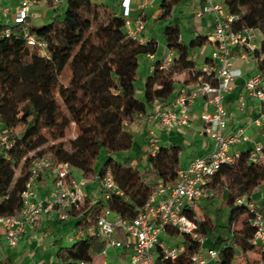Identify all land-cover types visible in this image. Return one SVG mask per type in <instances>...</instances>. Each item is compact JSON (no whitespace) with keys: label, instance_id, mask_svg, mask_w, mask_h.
Returning a JSON list of instances; mask_svg holds the SVG:
<instances>
[{"label":"trees","instance_id":"trees-1","mask_svg":"<svg viewBox=\"0 0 264 264\" xmlns=\"http://www.w3.org/2000/svg\"><path fill=\"white\" fill-rule=\"evenodd\" d=\"M181 1L159 3L156 20L162 22L160 33L173 60L166 68L160 67L163 58L153 62L140 95L135 85L138 56L157 54V45L153 39L139 41L128 36L123 11L114 12L102 0H66L62 13L39 26L0 22V126L7 129L9 143L0 147V216L19 212L31 162L42 155L67 163L80 176L95 177L97 183L110 171L116 184L110 191L99 186L95 199L85 195L78 213L72 212V226L82 229L83 235L59 246L51 264H93L94 256L105 248L95 233L101 211L107 207L131 220L157 180L175 178L181 145L156 143L142 116L169 104L178 82L183 85L193 78L190 69L201 74L190 50L203 45L207 36H195L185 43L178 24L170 21L172 8ZM222 2L233 16L234 29L260 31L253 58L264 71V0ZM7 26L10 30L5 34ZM25 32L44 42L43 53L27 44ZM180 72H185L183 79L175 80ZM135 121H143L139 132L133 127ZM71 127L73 136L68 137ZM135 138L138 146H134ZM152 142L157 144L154 152ZM253 151H241L211 177L212 193L205 200H217L213 217L207 212L199 214L194 204L184 210L208 237L206 246L216 250L218 264H233L235 259L247 263L251 254L264 260V250L251 242L253 210L248 203L264 212V199L257 205L251 197L252 190L264 183V157L251 160ZM261 152L264 155V148ZM143 157L146 165L139 168L136 161ZM240 197L241 202L237 201ZM166 233L180 237L184 252L178 261L187 263L185 255L195 252L197 243L171 227ZM120 238L126 246L125 238ZM8 263V258L0 262ZM156 264L168 262L156 259Z\"/></svg>","mask_w":264,"mask_h":264},{"label":"built area","instance_id":"built-area-1","mask_svg":"<svg viewBox=\"0 0 264 264\" xmlns=\"http://www.w3.org/2000/svg\"><path fill=\"white\" fill-rule=\"evenodd\" d=\"M63 0H20L13 17V23L23 27L29 24L30 7L37 4H47L54 11L58 10ZM148 0H141L140 6L146 5ZM123 15L130 12V0H121ZM8 8L0 4V13L6 15ZM211 14L213 29L207 39L213 45L210 60L201 68V74L190 69L193 77L188 83L176 88L173 99L169 104L156 106L147 117L155 116L163 129L187 128L189 109L196 97L204 98L205 103L211 106L210 111H203L200 119L203 123L201 132L213 140L211 150L202 156H196L187 166L179 168L173 181L157 180L153 191L145 204L138 209L136 216L128 220L119 214L104 208L98 215L95 233L105 243V246L123 247L121 240L116 238V231L125 236V247L129 251V264H156V259L167 261L168 264H203L208 259H215L217 252L212 247H206L208 237L202 233L196 221L190 219L184 212L197 201L207 198L212 191L209 181L222 163L232 162L237 156L228 154L232 144L241 141L243 127L226 134V111L224 96L231 89L232 82L241 76V71L232 66L236 49L238 57L244 61L253 58V52L258 47L256 29L243 27L236 30L231 26L233 16L226 11L220 0H204L198 15ZM9 24V23H5ZM144 29V20L138 16L134 19H125V30L128 36L141 40ZM9 27L4 29L8 34ZM27 31V30H26ZM26 42L43 53L44 42L25 32ZM152 59L154 53H147ZM261 57H264L262 55ZM173 60V52L167 50L160 67L166 68ZM258 100V108L250 123L260 125L264 122V71L257 69L243 81V93L237 97L240 107L245 104L246 98ZM142 115L139 114L138 117ZM7 129L0 126V147L9 145L6 137ZM157 149V144L151 143V151ZM264 157L261 149H255L250 159L257 161ZM44 174L51 176V186L46 192H41ZM95 180V177H92ZM88 178L74 177L72 169L65 162H54L47 155L36 157L31 162L30 173L22 192V207L17 214L0 216V226L3 229L5 240L9 246H14L20 234L27 226H39L44 218L55 217L59 221L67 220L72 212L78 213L84 202L83 187ZM98 185L106 190H114L116 184L110 171H106L98 179ZM107 197V194L105 195ZM240 197L237 201L241 202ZM248 206L253 210L252 225L254 232L252 244L264 250V212L255 210L250 202ZM171 227L179 232L187 233L196 243L197 250L185 255L188 262H179L178 258L184 252L183 244H170L162 241L160 235ZM77 237L83 235L82 229H77ZM233 247H236L232 243Z\"/></svg>","mask_w":264,"mask_h":264},{"label":"crops","instance_id":"crops-1","mask_svg":"<svg viewBox=\"0 0 264 264\" xmlns=\"http://www.w3.org/2000/svg\"><path fill=\"white\" fill-rule=\"evenodd\" d=\"M19 1L20 0H17V2H13L11 0H0V4L8 8V12L6 15L0 13L1 23H13V17L15 15ZM160 1L161 0H148L146 5L141 7V0H130V12L125 17L129 19H134L138 16L142 17V19L144 20V29L141 33L142 41L153 39L151 31H153L154 29H156V31H160L161 29L162 22L156 20V16L159 12L158 6ZM102 2L111 6L114 12H122L121 0H102ZM203 3L204 0H182L179 4L175 5L172 8L170 21L179 24L182 19H189L195 24L192 25V31H202L204 33L203 36H209L213 29L211 14L198 15V12ZM37 5L43 6V10L40 15L43 19H51L56 13H61V11H54L47 4ZM29 23H31L30 20ZM256 35V41L259 44L261 33H256ZM181 39L183 40L182 36ZM155 43L157 45V54H155L152 59H149L145 54L144 67L140 71H138L136 75V78L141 79V81L144 80L146 73L153 68V62L158 58H163L167 53L168 49L165 48L164 42L163 44H157V42ZM195 48L196 49L194 53H190V57L194 61L195 66L197 68H201L205 63L209 62L213 45L211 41L207 39L203 45ZM232 54L234 55L232 66L240 69L241 76L236 78L232 82L231 89L224 96V108L226 111V128L224 132L226 134H229L235 131L238 127H243L244 129V138L238 143L232 144L229 147L228 154L235 155L247 149L255 150L264 148V122H262L260 125L250 123V119L254 117L255 112L258 108L257 99L250 97L246 98L243 107H240L237 103V97L243 93V81L258 69L256 61L254 60V58H250L248 59V61H244L243 59L238 57L236 49L232 50ZM184 75L185 72L176 73L174 75V79L182 80ZM179 86L180 82H178L176 88ZM141 88L138 89L139 95L141 94ZM210 110L211 106L205 103L203 97L198 96L190 105L189 127L175 128L170 130L160 127L155 116H152V118L147 117V115L142 117L144 118V120L147 118L146 128L148 134L152 137V140H154L158 144L178 143L181 145V151H183V149L187 151V153L183 154V161L179 165V168H183L187 166L189 161L194 157L207 154L213 146V140L201 132L203 123L200 119V114L203 111ZM149 113L150 111L147 114ZM154 126L158 127L160 131L158 135H155L153 131ZM142 160L145 161V158L143 157ZM78 177H81L79 173ZM51 180L52 179L49 174H44L41 179L43 184V187L40 189L41 192H46L50 188ZM94 181L95 180L91 179L83 187L84 195H87L88 197L93 199L99 196V185L96 181ZM251 197L257 205L261 203V200L264 199V183L260 184L252 190ZM73 220L74 219L72 216L64 221H59L55 217L44 218L41 225L37 227L27 226L20 234L19 240L14 246H9L7 244L3 234V229L0 226V262L5 258H8V264H51L54 261L57 248L59 246L67 245L77 238V236L75 235L77 229L73 228L72 226ZM119 233V236L115 234L116 238H118L119 240H122L120 237L125 238L122 232L119 231ZM167 236L169 235L166 232L162 233L160 235V239L166 243H170L167 241ZM176 244L181 243L179 242V240H177V242H175V245ZM3 245H6L10 250H8L7 248L3 250ZM116 248H118V251L116 252V258L119 260H126L127 264H129V251L127 247L123 246ZM104 252L105 248L103 251L94 256L97 258L102 256L100 263L122 264L118 261L114 263L111 261H106L104 259ZM203 264L218 263L215 259H208ZM233 264H264V260L251 254L247 263H244L243 261L239 262L235 259L233 261Z\"/></svg>","mask_w":264,"mask_h":264},{"label":"rangeland","instance_id":"rangeland-1","mask_svg":"<svg viewBox=\"0 0 264 264\" xmlns=\"http://www.w3.org/2000/svg\"><path fill=\"white\" fill-rule=\"evenodd\" d=\"M13 2H17V0H11ZM66 8V0H63L62 4H61V7L60 9H58L57 11H61V13L65 10ZM43 10V6H40V5H33L30 7V18L29 20L31 21V24L35 25V26H39V25H42L46 22H48L50 20V18H45L43 19L40 15H41V12ZM192 25H195L194 22H192L191 20L189 19H182L180 21V23L178 24L179 26V29H180V36H182L183 38V41L185 43H188L192 38H194L196 35H201L203 36V32L202 31H192ZM256 33H259L260 34V31H256ZM151 35H152V38L155 42H157V44H163V37L160 33V31H156V29H154L153 31H151ZM196 48H192L190 50V53H194ZM144 61H145V58H144V55H139L138 56V66H137V73L138 71H140L143 67H144ZM135 85H136V88L139 89L142 87V81L141 79H138L136 78V81H135ZM139 95V94H137ZM143 122V121H142ZM142 122H138V121H135V123L133 124V127L136 126L135 130L136 131H140L142 129ZM146 122V120H145ZM153 131L155 133V135H158L159 134V129L158 127L154 126L153 127ZM67 136L69 137H72L73 136V128L71 127V129L68 131V134ZM134 146H138L137 145V139L135 138V144ZM132 153L135 152V150H132L131 151ZM187 153V151L185 149H183V151L180 152V157L178 159V164L180 165V163L183 161V154ZM143 163H142V162ZM138 162V163H137ZM146 162L144 160H137L136 161V165L139 166V168H143L145 167V164ZM72 174L74 177L78 178V171L75 170V169H72ZM88 178V181H90L92 179V177H87ZM217 203V200L214 199L212 200L211 202H208L207 200L205 199H202V200H199L197 201L195 204H194V208L195 210L200 214V213H203V212H207L211 217H213V209H214V206L216 205ZM180 237H175V236H167V241L170 242V244H175V242H177V240H179ZM68 243V242H67ZM7 248V246L3 245V250H5ZM8 250H10L9 248H7ZM118 251V248L116 247H110V246H106L105 247V252H104V259L106 261H111V262H120L122 264H127V261L126 260H119L116 258V252ZM102 257V256H101ZM101 257L97 258V257H94V264H102L100 263L101 261Z\"/></svg>","mask_w":264,"mask_h":264}]
</instances>
